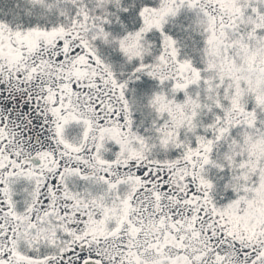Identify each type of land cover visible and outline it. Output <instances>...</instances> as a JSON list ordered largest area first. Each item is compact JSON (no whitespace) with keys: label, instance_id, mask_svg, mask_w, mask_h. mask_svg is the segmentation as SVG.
<instances>
[{"label":"snow or ice","instance_id":"6c2138e0","mask_svg":"<svg viewBox=\"0 0 264 264\" xmlns=\"http://www.w3.org/2000/svg\"><path fill=\"white\" fill-rule=\"evenodd\" d=\"M0 264H264V0H0Z\"/></svg>","mask_w":264,"mask_h":264}]
</instances>
